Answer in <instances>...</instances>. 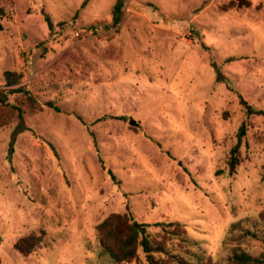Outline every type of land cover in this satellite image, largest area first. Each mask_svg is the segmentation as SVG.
<instances>
[{"label":"rangeland","instance_id":"1","mask_svg":"<svg viewBox=\"0 0 264 264\" xmlns=\"http://www.w3.org/2000/svg\"><path fill=\"white\" fill-rule=\"evenodd\" d=\"M84 1L0 0V89L35 100L0 106V264H113V213L179 223L191 262L264 256V0Z\"/></svg>","mask_w":264,"mask_h":264},{"label":"trees","instance_id":"2","mask_svg":"<svg viewBox=\"0 0 264 264\" xmlns=\"http://www.w3.org/2000/svg\"><path fill=\"white\" fill-rule=\"evenodd\" d=\"M85 2L86 0L81 7ZM233 5L234 2H230L229 6ZM122 6L123 1L117 0L113 10L115 22L118 21L117 16L120 14ZM46 21L49 22L47 18ZM3 79L6 90L0 89V106L9 105V96L18 93L24 94L31 105L35 103L30 92L17 86L21 80L20 74L5 71ZM19 117H21L20 113ZM245 132V126L241 124L236 134V143L228 155L229 174H233L239 164L238 151ZM154 226L161 229L152 234L147 231V228L150 227L148 224L131 221L126 214H110L96 227L101 255L107 256L113 264H122L136 259L138 250H141L146 264H213L211 258L203 252L197 257L196 262H191L182 256V253L188 252L187 247H196L198 244L188 237L179 223L155 224ZM43 240V232L40 235L29 234L18 239L13 247L22 256H27L40 246ZM225 264H264V256L254 257L236 247Z\"/></svg>","mask_w":264,"mask_h":264},{"label":"water","instance_id":"3","mask_svg":"<svg viewBox=\"0 0 264 264\" xmlns=\"http://www.w3.org/2000/svg\"><path fill=\"white\" fill-rule=\"evenodd\" d=\"M130 125H133V126H134V125H135V123H134V122H130ZM109 173H110V171H109Z\"/></svg>","mask_w":264,"mask_h":264}]
</instances>
